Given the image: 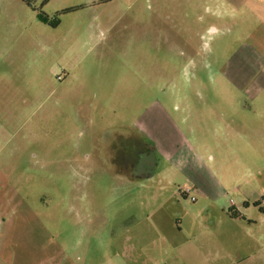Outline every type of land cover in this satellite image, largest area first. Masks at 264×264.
Returning a JSON list of instances; mask_svg holds the SVG:
<instances>
[{
    "label": "rangeland",
    "instance_id": "rangeland-1",
    "mask_svg": "<svg viewBox=\"0 0 264 264\" xmlns=\"http://www.w3.org/2000/svg\"><path fill=\"white\" fill-rule=\"evenodd\" d=\"M227 10L220 0H0V264H236L200 245L204 207L216 203L232 216L240 207L264 235V94L252 97L264 63L243 87L222 77L233 54L264 57V34L240 48L245 27ZM158 105L189 113L185 134L207 142L180 154L190 158L170 185L132 127ZM132 134L144 153L115 160ZM193 179L214 192L191 202L179 190ZM258 248L237 264H264V239Z\"/></svg>",
    "mask_w": 264,
    "mask_h": 264
},
{
    "label": "crops",
    "instance_id": "crops-1",
    "mask_svg": "<svg viewBox=\"0 0 264 264\" xmlns=\"http://www.w3.org/2000/svg\"><path fill=\"white\" fill-rule=\"evenodd\" d=\"M220 1L223 4H227V12L241 19L242 22L240 26L245 27L244 30L240 29L242 33H235L245 35L240 43V48L243 47L246 49L247 47H251L249 44L254 43L256 34H264V0ZM240 26L234 27L233 30L238 29ZM262 60H264V57L260 55L259 59L250 58L248 49L245 52L233 54L223 61L224 71L222 77L227 81L229 80L228 83L230 82L236 87H243L245 85V80H259V76L261 75L256 72L258 65L264 63ZM249 91L251 90H245L246 93ZM253 92V98H260V95L264 94V91L261 90H253ZM188 114L185 113V110L178 111L177 108L170 110L161 105L147 107L143 109L136 119V122L132 125L133 128L142 133L147 141L152 143V149L155 150L159 158L165 162L166 165L164 168H162L161 172L156 174L163 175V179L167 180L169 185L175 182L170 179L169 175L179 172L184 168L188 163V158H190V156H188L189 153L188 155L185 153L184 156L180 154L187 148L191 150L192 148L199 147V143H201L202 146H207V142L204 143L197 140L195 136H190L189 138L187 134H185L184 127L187 126V124L189 125ZM193 114L203 122V119L199 117L201 115L200 112ZM206 114H212V111ZM237 124L239 125L238 122ZM216 126H218V130L221 132L229 129L228 121L226 123H219V125ZM123 129L124 128L121 130ZM130 136H133V134ZM148 176H150V174ZM184 181L185 185L191 186L193 191L196 192L207 190L208 195L215 190V186L208 184L210 186L207 187L205 186L206 183L198 179ZM261 211V213H264V210ZM204 213H206V221L202 225V231H204V233L202 234L200 243L204 251L208 253L218 249L232 253L234 254V261L237 263L248 258V256H255V254H257L260 249L258 248V241L261 238L264 239V235L260 234L258 237L255 236L254 227L256 225L250 221H248L247 224L241 220L242 213L240 207H236V213L232 216L226 212L225 205L216 203L214 207L205 206L203 214Z\"/></svg>",
    "mask_w": 264,
    "mask_h": 264
},
{
    "label": "flooded vegetation",
    "instance_id": "flooded-vegetation-1",
    "mask_svg": "<svg viewBox=\"0 0 264 264\" xmlns=\"http://www.w3.org/2000/svg\"><path fill=\"white\" fill-rule=\"evenodd\" d=\"M121 142L124 141V144H125V151L123 153V155L120 156V152L117 151L114 149V152H116L115 154V160H118V159H125L124 157H128V156H133L135 158V156L138 154V153H144L145 150H140L139 149V144H138V141L137 139H135L134 136H128L126 137L124 140L121 138L120 139ZM125 155V156H124ZM122 172L126 178H128L130 176V171L129 170H125V171H120Z\"/></svg>",
    "mask_w": 264,
    "mask_h": 264
},
{
    "label": "built area",
    "instance_id": "built-area-1",
    "mask_svg": "<svg viewBox=\"0 0 264 264\" xmlns=\"http://www.w3.org/2000/svg\"><path fill=\"white\" fill-rule=\"evenodd\" d=\"M180 194H182L183 196H185L186 198H188L191 202L195 201V197H194V191L190 190L188 188H181L179 190Z\"/></svg>",
    "mask_w": 264,
    "mask_h": 264
}]
</instances>
